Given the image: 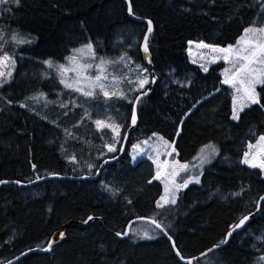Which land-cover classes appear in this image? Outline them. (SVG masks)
Wrapping results in <instances>:
<instances>
[{"label":"trees","instance_id":"16d2710c","mask_svg":"<svg viewBox=\"0 0 264 264\" xmlns=\"http://www.w3.org/2000/svg\"><path fill=\"white\" fill-rule=\"evenodd\" d=\"M127 1L135 17L151 21L152 70L140 52L147 24L130 18L125 0H19L18 6L0 5L5 34L31 41L9 40L0 52L19 54L11 81L0 89V181L82 176L74 172L78 163L91 164L93 172L87 175H95L105 159L119 153L134 100L150 90L137 104V124L124 156L106 165L97 179L0 187V264L44 248L64 225L60 246L29 253L12 264H186L150 223H132L126 239L114 234H123L135 219L148 218L161 224L183 258H192L220 245L264 195L262 172L242 163L248 143L264 134V84L257 87L259 103L234 121L229 90L220 75L223 64L203 71L188 55L190 42L234 47L247 28L264 27V0ZM88 43L100 59L125 58L126 65H115V75L121 78L116 95L105 97L95 90L84 96L63 89L45 73L44 61L62 62ZM138 66L147 69L144 75L150 83L136 91ZM40 93L63 105L45 115L48 120L20 107ZM96 120L119 125V140L111 128L98 129ZM151 135L173 144L181 162L192 161L209 143L218 149L199 184L179 191L174 205L157 207L162 185L154 179L157 172L149 160L131 163L130 148ZM113 144L116 151L110 152ZM89 217L94 221L84 226ZM192 264H264V200L242 232Z\"/></svg>","mask_w":264,"mask_h":264},{"label":"rangeland","instance_id":"374dc122","mask_svg":"<svg viewBox=\"0 0 264 264\" xmlns=\"http://www.w3.org/2000/svg\"><path fill=\"white\" fill-rule=\"evenodd\" d=\"M0 16H1V11H0ZM254 28L260 29V28H264V27H254ZM0 30H2V29L0 28ZM19 38L23 39V40H27V39L20 37V36H19ZM245 41H255V42H259V43H264V33H260L259 31H257V33L255 35H253L252 33H248L247 36H245V32H244L242 38L238 41L240 43L239 44L237 43L234 46V48L245 47L246 46ZM88 44H85L83 46H80V47L74 49L71 52V54L68 57H66V59L62 62H53L52 61L54 67L49 68L44 61L42 63V65H43L45 73L47 75L53 76L59 82V84L62 86L63 89H65V90L71 89V88H66L60 82V80L62 78V73L58 70L57 66L64 65L65 68L68 70L63 73V77L65 79H67V81L69 83H74V81L78 78L81 82V86L87 85L89 83V81L84 79L85 76L89 77L90 80H94L97 75L102 74L100 72V70L96 67L97 65L100 64V61L102 58L100 59L96 56V53H95V50H94V47L92 44H91L92 45V52H89L87 50V47H86ZM201 45H206V44L196 43V42H190L188 44V55L190 57V61L193 64L199 66L202 70H203V68L201 67L202 64L205 65L208 69L209 67H211L213 65H217L219 63H222L223 64V70L220 72V75L222 77V83H223V81L225 79V75L223 74L224 70L231 68L232 65L229 62H226L224 59L220 58L223 55L222 53L212 51V48H222V47L210 46V45H208L209 47H202ZM228 47L229 46L224 47V48H228ZM79 49H83L84 51L83 52H77L76 50H79ZM93 53H94V55H93ZM74 55L76 57L75 60L69 61V57H73ZM11 56L14 58L15 65H16L15 56H19V54L11 55ZM104 60H107V59H104ZM107 61H110V60H107ZM123 63L126 65V62L123 61ZM88 64H91L92 67L86 68L85 66ZM115 65H116V63H110V64H107L104 66L105 71H104L103 75H106L107 79L103 80L102 82L105 84V91H108L110 93H112V92L117 93L119 91V84L121 82V78L115 75V73L119 74V72L117 70L118 66H115ZM252 67L260 68L261 66L257 64V65H253ZM14 68H15V66H14ZM14 68H12L11 77L7 79L6 83H3V86H0V89L11 81L12 76H13V72H14ZM4 70L7 71V69H4ZM229 75H231V73H229ZM257 75H258V73H253L251 75L242 74V78L245 81L244 84L236 83L235 87H233L230 84L223 83L225 86L228 87V90H229V94H230V98H231V102H232V112H233V106H234V104H233L234 97L236 99L235 106H236L239 114H240V112H242L243 110H245L246 108H248L250 106V102L247 100L245 88L247 86V81L252 79L254 76H257ZM114 78L117 81V83H115V84L113 83ZM3 79L4 78H0V80H3ZM149 81H150V78H149ZM259 84L260 83H257L255 85L256 93H257V87L259 86ZM237 89H240V90L237 91ZM88 90H91L93 92L95 90L101 91L99 87L91 88ZM23 104L27 105L26 107H23V108H25L31 112H34V113L38 114L39 116H41L47 120H48V118L45 115H47V114L52 115V113L58 112V110L63 107L61 102L53 100V99H49L46 97V95H44L43 99H40L38 101L32 100L30 102H25ZM244 104H249V106L243 107L241 110V106ZM37 109L42 111L43 114L41 112H39ZM237 120H234V121H237ZM120 133H121V131L119 130V135H120ZM261 136H264V134ZM261 136H259L254 143H248L247 152L250 154L248 157L249 159H252L253 157H255L257 159V161H259L261 158H264V141H259V138ZM159 138H161V137H159L158 135H151L149 138H147L145 140H141V141L136 142L129 150L132 164H135L137 161H139L141 159H147L153 164L154 169L157 172V170H158L157 164L153 163V160H157L158 163H160L161 178L155 179L156 176L154 177V179L159 181V183L162 185V194L159 197L158 201H160L162 196H165V185L168 186L169 197L171 196L172 192H175V195L177 197V194L179 191L187 188L190 185L199 184V183H189L187 185V187L180 189L178 192L175 191V185L182 183L184 181V179H186L188 177L199 176V182H200V175H201L203 169L206 166H208L210 163H212L217 158V155H218L217 146L215 144L209 143L207 145H212L216 149V152L214 155H212L211 150H209L208 159L210 160V162L203 164L202 167L194 166V165L199 164V161H197L195 158L200 153V151L193 158L192 161L181 162L178 160L176 152L172 151L173 144L168 142L166 145L164 143V141H166V140H164V139L161 140ZM145 141H147V143H145ZM258 141H259V143H258ZM136 145H139V148H134V146H136ZM249 145H252V147L249 148ZM205 146H203L202 148H204ZM168 153H171V155H168ZM133 157H135V159ZM243 159H244V157H243ZM164 161H168L169 163L164 164L163 163ZM172 161H178L179 164H187V165H189V167H188V169L181 170V169H179V167L177 165H173ZM80 164L81 163H78L79 166L76 168V170H74V172H76L77 174H83L82 176H84V175H87V174H90L93 172V166L91 164H89V163L84 164V165H80ZM246 166H248V165H246ZM255 169L260 170L262 172L263 177H264V171H262L259 167L255 168Z\"/></svg>","mask_w":264,"mask_h":264},{"label":"snow or ice","instance_id":"6c2138e0","mask_svg":"<svg viewBox=\"0 0 264 264\" xmlns=\"http://www.w3.org/2000/svg\"><path fill=\"white\" fill-rule=\"evenodd\" d=\"M15 2L17 4V6L19 5V0H0V5H5V4H10ZM129 13L131 14V8H129ZM257 31H259L260 33H264V28H260V29H256L254 27H250L248 29L245 30V36H247L248 33H252L253 35H255L257 33ZM147 32L150 34L152 32V24L151 21L148 22V29ZM148 35L144 36V52L147 54L149 49H148ZM9 40L13 43H30L31 41L28 40H23L20 39L19 36L15 33H13L11 35V37H8L3 30H0V52L3 51V48L9 43ZM240 42H238L239 44ZM245 47H232L229 46L228 48H212L213 52H219L222 53V59H224L226 62H229L232 67L225 69L224 70V75H225V79L223 81V83L225 84H230L233 87H235L236 83H241L244 84V79L242 78V74H248L251 75L253 73H258L257 76H254L252 79L247 81V86L245 88V92L247 95V100L250 102V104H255V103H259V96L255 91V85L257 83L260 84H264V43H259V42H255V41H245ZM202 47H209L208 45H201ZM87 50L89 52H92V45L91 43H89L87 46ZM77 52H83V49H79L76 50ZM94 55V53H93ZM75 55L73 57H69V61H73L75 60ZM124 57H120V59L118 61H107L104 59H101L100 64L97 65L96 67L100 70V72L102 73L101 75H97L95 77L94 80H90L89 77L85 76L84 79L89 81V83L85 86H81V82L80 80L77 78L74 83H69L67 81V79H65L63 77V73L66 72L68 69L65 68L64 65H59L58 70L62 73V78L60 80V82L66 87V88H71L77 92H80L82 95L84 96H92L93 95V91L88 90L91 88H95V87H99L100 90L103 92V94L105 95V97H108L110 95H116L117 93L115 92H108L105 91V84L102 82L103 80L107 79L106 75H103L105 68L104 66L110 63H120L124 60ZM46 65L51 68L54 67L52 61H45ZM260 65V68H255L252 67L253 65ZM15 66V60L14 58L6 53L3 52L2 55H0V78H4L3 80H0V86H3V83L7 82V79L11 77L12 75V68H14ZM86 68H91L92 65L88 64L85 66ZM201 67L203 68L204 71H207V67L205 65H201ZM4 69H7V71H5ZM138 71L140 72V76L138 77V87L135 89L136 91H139L140 89H143L144 86L148 83H150L149 78L147 75H144L145 72H147V69H140L138 66ZM229 73H231V75H229ZM154 82V81H151ZM113 83H117L116 79H113ZM240 89H237V91H239ZM121 96H123V93H119ZM143 94H146L143 93ZM44 98V94L40 93L38 94V96L35 97H29V99L32 100H40ZM140 97H137L136 100L137 102H139ZM233 112H232V119L233 120H237L239 118V112L235 106L236 104V99L234 97L233 99ZM26 104H21L20 107H26ZM63 106V105H62ZM249 106V104H244L241 106V110L243 107H247ZM66 107V106H65ZM136 123V112H135V108H133V112H132V124L134 125ZM95 124L97 125L98 129L101 128H111L113 133H114V139H116L117 141L119 140V130H120V126L112 123V122H106L103 120H96ZM179 134V133H178ZM126 138V137H125ZM159 139H163L162 137ZM259 141H264V136H261L259 138ZM258 141V143H259ZM145 143H147V141H145ZM164 143L167 145V141H164ZM252 145H249V148H251ZM134 148H139V145L134 146ZM108 150L111 151H116L115 145H110L108 146ZM209 150H211V154L214 155L216 152V149L212 146V145H206L204 148H202L200 150V153L197 155V157L195 158L197 161H199L198 165H194V166H199L202 167L203 164L205 163H209L210 160L208 159V155H209ZM172 151L174 152L175 149L172 148ZM168 155H171V153H168ZM249 153L246 152L244 154V159L242 161V163L248 165L250 168H257L259 167L262 171H264V158H261L259 161H257V159L255 157H253L252 159H249ZM135 159V157H133ZM153 163L157 164V174L155 179H160L161 178V171H160V163H158L157 160H153ZM164 164H168V161H164ZM173 165H177L179 167V169L181 170H185L188 169L189 165L187 164H179L178 161H172ZM91 167V166H90ZM151 182V181H150ZM0 183H4V181H0ZM189 183H199V176H194V177H188L186 179H184V181L182 183L176 184L175 185V191L178 192L180 189L187 187V185ZM234 195H240V193H234ZM261 200H264V197L260 198ZM175 204L176 203V195L175 192L171 193V196L169 197V189L168 186L165 185V196H162L160 201H157V207L161 208L166 204ZM259 208V205H258ZM89 219H91V217H89ZM249 219L248 216H244L242 219H240L239 223L234 225L233 227V231H235V229L240 228L241 226H243L245 224V222ZM155 221H149V223H154ZM155 227L159 228L161 231H164L163 227L161 226L160 223H155ZM167 234V233H165ZM118 235H120L118 233ZM125 235H127V233H125ZM228 235H231V232L228 233ZM61 238L63 237V233L60 234ZM146 238L151 239L152 237L148 236ZM169 239H171L169 237ZM226 243V240L221 241V244ZM220 245H215V247H219ZM173 247H175V245H173ZM45 251L49 250V249H43ZM213 249H210L209 251H212ZM177 255H180L179 252H177Z\"/></svg>","mask_w":264,"mask_h":264},{"label":"water","instance_id":"95a60500","mask_svg":"<svg viewBox=\"0 0 264 264\" xmlns=\"http://www.w3.org/2000/svg\"><path fill=\"white\" fill-rule=\"evenodd\" d=\"M125 1L128 4V14H129L130 18L133 21H135V22H145L147 24V29H148V22L149 21L148 20L141 19V18H138V17H135L132 13L130 14L129 13V8H130L129 2L127 0H125ZM152 31H153V27H152ZM150 34L146 30L144 36L145 35H148V37H149ZM144 36H143V39H142V42H141V45H140V52H141V56H142V59H143L144 64L146 65L147 68H149V69L152 70V59H151V55H150L149 51H148L147 54L144 52ZM152 81H154V82H151V87H153L155 85L156 78L153 77ZM149 93H150V90L146 91V94L140 93L137 97H140V99H141V98L147 96ZM137 104H138V102L135 99L134 100V103H133V107H132V112H133V108H135V112H137ZM136 124H137V116H136V123L134 125L132 124V116H131L130 125H129L127 131L125 132V135H124V137L122 139V143H121V146H120V149H119V153L116 156H114V157L105 159L101 163L100 168L98 169V171L96 172L95 175H84V176L75 177V176H65V175L51 174V175H47V176L38 178V179H36V180H34L32 182H28V183H21V182H18V181H8V180H4V183H0V187H2L4 185H15V186H18V187H21V188H28V187H31L33 185H36L38 183H41V182H44V181H47V180H50V179L95 180V179L98 178V176L100 174V171L106 165L111 164V163H115V162L119 161L124 156V154L126 152V149H127V146H128V141H129L130 133L136 128ZM262 197H264V195ZM262 201L263 200L259 199L256 210L253 213L247 215L249 217V219L245 222V224L243 226H241L240 228L235 229V231H233V228L229 231V232H231V235H233L234 233H240V232H242L247 227V225L249 224V222L253 218L254 214L256 212H258ZM258 205H259V208H258ZM150 220L151 219H148V218L135 219V220L131 221L130 223H128V225L126 227V230H125V232L123 234L118 235L117 233H115L114 235L117 238H119V239H126L129 236L130 228H131L132 223L137 222V221H144V222L149 223ZM93 221H94V219L91 217V219L88 218L82 224L84 226H87L88 224L92 223ZM151 221H153V220H151ZM155 223L156 222L150 223V224L153 225V226H155ZM238 223H239V221L236 224H238ZM157 229L167 238V240L169 241V243L171 245L172 251L176 255V257L178 258V260L180 262L186 263V264H192L193 262H195V261H197L199 259H202L203 257L207 256L211 252H214L216 250H219V249L224 248L227 245L228 240H229V238L231 236V235L230 236L228 235V233H229L228 232L226 234V236H225V239H224V240H226V243L220 244L219 247H215V248L213 246V247H211V248L203 251L202 253H200L199 255H197L195 257L185 259L181 255H177L178 250H177L176 246L173 247V245H175V244H174L172 238L169 239V236L167 234H165L166 233L165 231H161L159 228H157ZM61 233H63V237L62 238L60 236ZM125 233H127V235H125ZM64 240H65V225L59 231L55 232L52 235L49 243L44 248H42V249H40V248L29 249V250L23 252L22 254H20L19 256L15 257L14 259H11L10 261H7V262L1 263V264H12L13 262L19 260L20 258H22L23 256H25V255H27L29 253L43 254V253L49 252V251L53 250L54 248L60 246L64 242ZM43 249H49V250L45 251ZM210 249H213V250L212 251H209Z\"/></svg>","mask_w":264,"mask_h":264},{"label":"bare ground","instance_id":"6f19581e","mask_svg":"<svg viewBox=\"0 0 264 264\" xmlns=\"http://www.w3.org/2000/svg\"><path fill=\"white\" fill-rule=\"evenodd\" d=\"M78 177V176H77ZM16 262V261H15ZM14 263V262H13Z\"/></svg>","mask_w":264,"mask_h":264},{"label":"crops","instance_id":"0c3cea01","mask_svg":"<svg viewBox=\"0 0 264 264\" xmlns=\"http://www.w3.org/2000/svg\"><path fill=\"white\" fill-rule=\"evenodd\" d=\"M251 105V104H250Z\"/></svg>","mask_w":264,"mask_h":264}]
</instances>
